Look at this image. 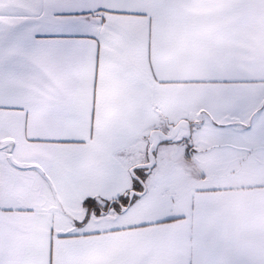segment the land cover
Returning a JSON list of instances; mask_svg holds the SVG:
<instances>
[{
  "label": "snow or ice",
  "instance_id": "obj_1",
  "mask_svg": "<svg viewBox=\"0 0 264 264\" xmlns=\"http://www.w3.org/2000/svg\"><path fill=\"white\" fill-rule=\"evenodd\" d=\"M0 264H264V0H0Z\"/></svg>",
  "mask_w": 264,
  "mask_h": 264
}]
</instances>
